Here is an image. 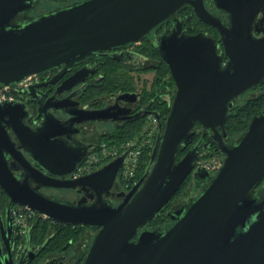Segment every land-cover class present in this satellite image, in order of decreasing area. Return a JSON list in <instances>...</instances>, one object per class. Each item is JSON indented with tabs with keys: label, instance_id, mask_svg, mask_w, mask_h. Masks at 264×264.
Listing matches in <instances>:
<instances>
[{
	"label": "water",
	"instance_id": "95a60500",
	"mask_svg": "<svg viewBox=\"0 0 264 264\" xmlns=\"http://www.w3.org/2000/svg\"><path fill=\"white\" fill-rule=\"evenodd\" d=\"M36 1L0 0V86L18 84L49 68L66 69L104 49L139 43L184 8L217 30L223 55L216 50L219 41L203 32L186 33L183 20L174 18L172 29L159 35L154 47L176 91L164 124L156 128L146 171L118 194L124 198L117 206L100 197L89 206L53 199L29 182L58 188L92 182L108 190L126 151L76 182L50 177L31 165L8 128L18 147L50 174L71 173L91 145L64 142L53 117L31 129L23 122L28 115L24 103L1 101L0 185L11 202L54 222L99 227L81 264H264V184L254 191L264 180V108L240 136L230 143L224 140L233 100L264 79V36L251 32L264 0H211L228 15V25L206 9L204 0H84L19 21ZM86 74L80 69L68 81L76 84ZM130 95L123 93L122 98ZM109 110L91 111L80 120L108 118ZM153 116L157 120L158 114ZM198 128L212 132L223 156L213 174L204 167L193 170L199 149L206 147L203 136L177 159V149L189 145ZM5 154L15 160L13 168L22 167L19 176L10 172ZM191 172L194 189L201 191L165 213L170 225L143 228Z\"/></svg>",
	"mask_w": 264,
	"mask_h": 264
},
{
	"label": "flooded vegetation",
	"instance_id": "af4514ba",
	"mask_svg": "<svg viewBox=\"0 0 264 264\" xmlns=\"http://www.w3.org/2000/svg\"><path fill=\"white\" fill-rule=\"evenodd\" d=\"M82 1L84 0H38L35 2L33 8L22 13L18 18L19 21H24L28 18L52 12L57 9L70 7ZM204 4L208 11L218 16L223 24L228 25V15L224 11L215 8L211 0H204ZM174 18L183 20V30L186 33L194 34L203 32L207 36L212 37L216 43L220 40L217 30L211 26L210 30L198 29L197 25L192 21L191 15L188 14L187 11L181 10L177 12L174 17L163 22L155 30L150 31L139 43H127L125 45L104 49L85 57L80 62L70 65L66 69L62 67H53L35 75L30 85L36 84V87L31 89L30 92L25 91L20 99H14L24 103L26 106L28 115L23 118L25 125L31 129H35L37 126L42 125L53 117L55 121L52 122L60 124L58 131L64 142L73 146L85 148L91 145V148L86 150L85 159L81 161L71 173L65 176L50 174L40 168L22 148L18 147V140L15 138L12 130L8 128L7 133L11 136L15 146L23 153L32 166L38 168L45 175L50 177L67 180L73 179V181L76 182V180L97 170L103 164L111 160L108 159L101 164L94 165V168L90 171L75 173L77 168L86 161L87 157L96 152L101 143L98 139L101 135L106 134L109 130V125L114 129L115 127H122L142 120L147 121L149 117L153 116V113L158 114L156 128L160 124H164L165 118L171 107L176 87L169 72L165 79V88L155 85V67H157L161 61L157 60L155 55L149 57L139 52V49L146 41H151L154 47V44L158 42L159 35L162 33L166 34L172 29L175 24ZM251 32L256 38L264 36V4L257 12L252 22ZM216 50L217 53L223 55V46L220 41L216 44ZM115 57L120 59H116ZM225 61H227V58ZM146 67H152V70L145 72L139 71V69ZM116 68L122 73L128 74L130 78L125 81L121 87L111 93L99 92L98 86L106 81L108 79V73H111ZM80 69L87 72V74L83 76V79L76 84L69 82L68 79ZM144 73L151 74L149 81L139 80L140 75ZM114 86L117 85L114 84ZM258 88L259 85L246 91L239 99L233 100V106L242 98L247 97V93L257 92ZM123 93H131L132 95L122 98ZM106 107L111 108L107 113L109 116L108 118L86 121L80 120L87 113ZM101 127H103L104 132L92 139L91 133L99 130ZM198 129V133L192 140V143H190L188 147H185L188 149L191 144L203 136L202 143L205 144L206 147H201L199 152L200 150L209 151L210 141H213L216 145V142L212 139V132L204 131L202 128ZM203 132L204 134H202ZM156 136L157 135L154 134L152 147L156 140ZM235 138L236 137L231 139L227 136L224 140L230 143ZM150 154L151 152L149 153L148 161ZM5 156L10 172L14 176H19L22 167L17 164L19 168H13V166H16L15 160L9 155L5 154ZM199 156L200 153L198 154V160L200 159ZM198 160L195 162L193 170L198 167ZM147 164L144 172L147 169ZM213 173L215 172L210 171V174ZM120 175L121 167L117 171L115 179L108 190H104L101 183L92 182H90V184H76L73 188L37 186V183L32 180H30L29 184L32 188L36 187V192L53 199L89 206L94 204L98 200V197H100L103 202L109 203L112 206H117L124 198V195L119 196L118 194L126 193L132 186L128 188L124 187ZM188 182L191 183V196L201 191V187H198L197 190L194 189L191 172L168 203L157 212V214L164 215V219H158L157 223H152V220H150L143 228L166 226L173 222L170 218L165 216V213L174 206L181 204L182 200H184L180 199L179 201L178 197H180L182 189L185 186L184 184ZM263 182L264 180L254 188L255 192L262 189ZM63 194L66 195L64 196ZM174 201L177 202L173 204ZM18 207V205L11 202V198L7 191L0 185L1 263L4 264L6 261L10 260L12 264H70V256L67 254V250L71 246V241L73 240L74 242V239L84 230L85 232L90 231L92 234L94 233V236L90 241L88 239L84 241L82 250L74 256L72 264L82 263L88 248L100 229L99 227L82 224L66 225L54 222L33 212L26 220L25 230L23 233H19L14 224V213ZM46 225L47 228L45 230L44 226ZM66 231H70L69 233L71 235H65V237L59 239L61 234Z\"/></svg>",
	"mask_w": 264,
	"mask_h": 264
},
{
	"label": "trees",
	"instance_id": "16d2710c",
	"mask_svg": "<svg viewBox=\"0 0 264 264\" xmlns=\"http://www.w3.org/2000/svg\"><path fill=\"white\" fill-rule=\"evenodd\" d=\"M182 10L187 11L188 14L191 15L192 21L195 25H197L198 29L204 30L208 29L210 30L211 27L208 24H205L201 21H199L192 12L184 8ZM188 19V18H187ZM189 20V19H188ZM192 25V24H191ZM139 52L144 53L145 55L149 57H153L155 55V58L161 63L157 67H155V85L161 88H165V79L168 75V69L162 59L160 58L157 51H155L153 45L151 44V41H146L139 49ZM152 70V67H146L141 68L139 71L145 72ZM130 78L128 74L122 73L118 68L114 69L111 73H108V79L101 83V85L98 86V91L101 93H111L122 86V84L127 81ZM116 84L117 86H114ZM264 108V79L259 84L258 91L256 95L253 97H244L242 101L235 104L231 109H229L226 121H225V130L228 134L229 138L238 137L241 135V133L246 129L250 118L256 114L260 109ZM145 120L134 122L129 125L115 127L114 129L110 130L108 133L103 134L98 139L101 142H105L109 146H116L118 147L122 143H126L128 141H132L134 139L141 140L143 137H145V134L147 131H143V126H145ZM192 143V142H191ZM210 150H200V156L199 158H211L213 156H219L222 157V155L219 153L217 146L213 143V141H210ZM188 147V145H187ZM187 147L180 146L177 149V159H179L183 154L186 152ZM152 147H143L142 153L138 159V164L135 169L133 177L130 179L131 185L135 183L143 174L144 169L146 167L149 153L151 152ZM164 219V215L161 214H155L154 218L152 219V223H157L158 219ZM45 230L47 228V225L44 226ZM70 232V231H69ZM68 231L61 234L60 238L65 237V235H69ZM71 235V234H70Z\"/></svg>",
	"mask_w": 264,
	"mask_h": 264
},
{
	"label": "built area",
	"instance_id": "2783aa9c",
	"mask_svg": "<svg viewBox=\"0 0 264 264\" xmlns=\"http://www.w3.org/2000/svg\"><path fill=\"white\" fill-rule=\"evenodd\" d=\"M34 78L35 75H32L18 84L0 86V102L5 100L20 99L17 97H21L22 93L26 91L27 87L34 80ZM156 122L157 120L154 116L148 118L143 128V130L147 132L145 137H143L141 140L135 139L132 141H128L119 145L118 147H111L105 142H101L96 152L89 155L86 161H84V163L77 168L75 173L77 174L82 171H90L94 168V165L101 164L103 163V161H106L108 159H113L114 157L126 151L125 157L121 165L120 179L123 182L124 187H130V179L134 175L135 169L138 164V159L142 153L143 147H152L153 140L151 141V132L153 125L155 124V134ZM222 158L223 157L213 156L211 158L204 159L203 161L198 162V167H204L209 171L216 172L222 164ZM32 213V211H29L28 209L20 206L15 211L14 224L16 225L19 233H23V231L25 230L26 220L28 216Z\"/></svg>",
	"mask_w": 264,
	"mask_h": 264
},
{
	"label": "rangeland",
	"instance_id": "374dc122",
	"mask_svg": "<svg viewBox=\"0 0 264 264\" xmlns=\"http://www.w3.org/2000/svg\"><path fill=\"white\" fill-rule=\"evenodd\" d=\"M150 78H151V74H142V75H140V78H139V80L140 81H143V80H146V81H149L150 80ZM256 93L257 92H249V93H247L246 94V96H249V97H253L254 95H256ZM24 94V92L22 93V95ZM21 95V96H22ZM20 98V97H19ZM244 98H242L240 101H242ZM240 101H238L237 103H239ZM236 103V104H237ZM146 122V121H145ZM112 126L111 125H109L108 126V131L106 132V133H108L110 130H112V128H111ZM143 128H144V126H143ZM154 130H155V124L153 125V128H152V132H151V141L153 140V136H154ZM144 131V130H143ZM102 132H104L103 131V127H101L99 130H96L95 132H92L91 133V137H92V139H94L95 137H97V136H99V135H101L102 134ZM146 135V134H145ZM135 140V139H134ZM123 144V143H122ZM121 145V144H120ZM111 147H113V146H111ZM218 156V155H217ZM204 159H208V158H200L199 160H198V162L199 161H203ZM264 183V182H263ZM185 186L183 187V189H182V192H181V194H180V197H178V200L180 201V199H186V200H189V198H190V196H191V194H190V190H191V183L190 182H188L187 184H184ZM56 195H59L58 193H55ZM64 196L66 195V194H63ZM177 201H174L173 202V204H175ZM73 235V234H72ZM94 236V233L92 234L90 231H82L75 239H74V242H73V240L71 241V246H70V248L67 250V254L70 256V261H71V263L70 264H72L73 263V259H74V256L77 254V253H79L81 250H82V247H83V243H84V241H86L87 239L90 241L91 240V238ZM73 237V236H72Z\"/></svg>",
	"mask_w": 264,
	"mask_h": 264
}]
</instances>
